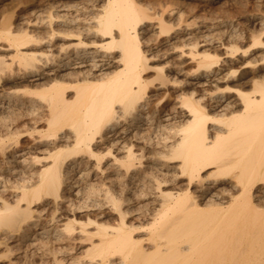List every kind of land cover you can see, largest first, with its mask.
Segmentation results:
<instances>
[{
	"label": "bare ground",
	"instance_id": "1",
	"mask_svg": "<svg viewBox=\"0 0 264 264\" xmlns=\"http://www.w3.org/2000/svg\"><path fill=\"white\" fill-rule=\"evenodd\" d=\"M0 0V264H264V0Z\"/></svg>",
	"mask_w": 264,
	"mask_h": 264
},
{
	"label": "rangeland",
	"instance_id": "2",
	"mask_svg": "<svg viewBox=\"0 0 264 264\" xmlns=\"http://www.w3.org/2000/svg\"><path fill=\"white\" fill-rule=\"evenodd\" d=\"M258 0H244L245 8L250 10L258 5Z\"/></svg>",
	"mask_w": 264,
	"mask_h": 264
}]
</instances>
